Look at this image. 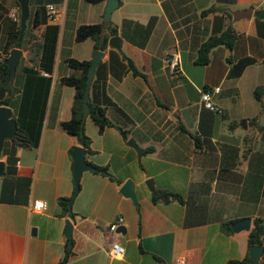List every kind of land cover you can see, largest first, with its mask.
I'll return each instance as SVG.
<instances>
[{
  "label": "crops",
  "instance_id": "0c3cea01",
  "mask_svg": "<svg viewBox=\"0 0 264 264\" xmlns=\"http://www.w3.org/2000/svg\"><path fill=\"white\" fill-rule=\"evenodd\" d=\"M46 1L59 9L58 21L47 23L60 27L53 82L39 146L16 150L15 178L31 177L30 193L20 192L16 203L0 202V264H57L65 255L71 218L59 216L58 199L73 193L72 148L79 143L61 127L72 117L75 96V88L61 79L82 74L67 58L91 61L96 50L93 39L76 40L77 28L109 24L106 0ZM36 7L30 4L25 43L41 41L46 28L34 25ZM211 7L221 10L204 15ZM15 8L20 9L18 0H0V61L12 50L7 52L6 40L12 24L8 13ZM249 8H264V0H121L111 22L123 51L108 46L102 61L115 50L132 59L144 76H110L114 105L107 117L114 126L99 133L87 120L94 151L87 159L109 175L83 174L72 207L77 216L71 219L74 245L68 264H226L249 255L250 231L226 234L222 228L244 218L252 219V228L255 219L264 221V101L254 95L264 84V23L259 27L254 16L235 18ZM229 25L239 34L234 49L219 46L208 65L195 64L200 45ZM31 42L20 49L16 77L25 67L37 66ZM172 53L181 59L178 78L166 61ZM244 59L253 62L237 76ZM214 87L221 89L213 100L223 114L210 112L201 101V93ZM119 128L128 131V138ZM130 138L142 149L140 156L128 144ZM0 159L6 162L7 156L2 153ZM130 179L139 207L121 193ZM148 179H154V191L177 193L181 200L153 202ZM35 201L45 208L33 210ZM119 215L125 218V235L106 229ZM113 242L125 248L122 259L109 257ZM259 262L264 264V255Z\"/></svg>",
  "mask_w": 264,
  "mask_h": 264
},
{
  "label": "trees",
  "instance_id": "16d2710c",
  "mask_svg": "<svg viewBox=\"0 0 264 264\" xmlns=\"http://www.w3.org/2000/svg\"><path fill=\"white\" fill-rule=\"evenodd\" d=\"M89 3H100L105 0H85ZM46 0H31L30 4L36 5V14L34 18V25L38 27L46 24L45 31L42 35L41 41H33L30 38L26 43H32L33 49L38 53L39 60L37 66H27L23 69L22 75H17L15 79V95L10 96L8 87L9 67L6 64V59L0 61V105L9 106L14 110V118L17 121L18 130L12 141H6L3 150V155L7 156L6 172L2 179L0 189V202L16 203L21 196L20 192L29 194L31 190L32 178H15L17 173L16 157L17 148L34 147L37 148L41 141V135L48 106L49 95L53 82V71L55 65L57 42L60 27L58 25H47L49 17L47 15ZM221 10L217 7H211L203 11V14H209ZM21 11V10H20ZM259 27L264 20L256 19ZM31 20L27 22V29L22 36L20 32V22H12L8 38L6 40V50L13 48L23 49L26 41V34L28 32ZM118 35V27L112 22L109 24H83L76 30V40L78 42L87 39H93L95 42V49L106 52L108 49V41L112 36ZM239 34L229 25L224 31L214 33L209 36L199 47L198 55L195 59L197 65H208L211 61V52L219 46H226L229 49H234ZM67 64L76 70L82 72L81 76H65L61 79V83L75 88V96L72 104V117L68 121L61 123V127L69 135L75 137L80 146L84 147L88 153H94L91 150L92 140L86 133V123L90 119L98 127L99 133L109 127L114 126L111 120L107 117V108L114 105L113 100L108 93V81L110 76L117 79L123 78L127 73L132 72L135 76H144L139 71L132 59L123 54L111 50L109 59L102 61L96 69L95 77L92 83L89 101V111L84 110V97L86 92V80L88 75L90 60H77L75 58H67ZM253 62L251 59H244L237 64V71L235 75L239 76L245 67ZM43 72L49 76L43 75ZM208 90V89H206ZM255 98L264 101V84L258 86L254 90ZM264 113V109H263ZM125 138H128V131L119 128ZM152 149L147 150L151 151ZM95 170V174H99L102 170H107L91 163ZM118 181V180H117ZM121 183L120 181H118ZM171 198L181 200V195L171 193L165 190H155L152 193L153 202H169ZM70 197H60L58 204L61 208L59 216L70 217L75 219L77 214L73 208L69 206ZM262 219L254 220V227L249 232V247L254 245H262L264 241V225ZM233 221L224 222L222 224L223 231L226 234H233ZM73 254V248L69 249L67 246L64 257L57 264H68ZM226 264H260V262L252 263L250 256L247 255L242 260H230Z\"/></svg>",
  "mask_w": 264,
  "mask_h": 264
},
{
  "label": "water",
  "instance_id": "95a60500",
  "mask_svg": "<svg viewBox=\"0 0 264 264\" xmlns=\"http://www.w3.org/2000/svg\"><path fill=\"white\" fill-rule=\"evenodd\" d=\"M21 10V20H20V32L19 35L22 36L27 29V22L30 18V3L31 0H18ZM121 0H106V11L104 14L105 23H110L112 19L113 12L120 6ZM264 20V8L254 11L253 8L244 9L240 12L235 13L236 19H250L252 17ZM108 46L110 48L116 49L119 52L123 51V39L119 35H115L109 38ZM22 56V51L18 48H14L10 52V56L6 59V64L9 67V80L8 87L10 90V96L15 95V78L17 74V66ZM105 56V52L101 50H95L93 52V57L91 64L89 66L87 80H86V92L84 97V110L89 111V101L92 83L95 77L96 69L102 62ZM245 123V121H243ZM243 124V123H242ZM18 125L14 118V110L9 106H0V156L3 153L6 141H12L17 133ZM128 144L138 151L139 156L142 153V149L136 143L135 139L130 138ZM87 150L80 146L75 145L72 148V159H73V180H74V190L69 200L70 208L73 207L75 198L77 197L81 185L80 179L84 172L94 171L95 167L87 159ZM6 172V162L0 159V183L2 177H4ZM102 175H109L106 170L100 172ZM147 187L154 191L155 181L154 179H148L146 182ZM121 193L126 197L130 198L138 207L139 202L135 190V183L133 180H128L121 187ZM264 224V221L262 222ZM232 228L235 232L250 231L252 228V219L244 218L232 224ZM73 223L71 219L66 220L65 233L67 235L68 248H73ZM36 229L32 230V234H36ZM127 229L124 225L120 226L117 230L118 234L125 235ZM264 255V245H254L250 247L249 256L252 263L259 262L260 258Z\"/></svg>",
  "mask_w": 264,
  "mask_h": 264
},
{
  "label": "built area",
  "instance_id": "2783aa9c",
  "mask_svg": "<svg viewBox=\"0 0 264 264\" xmlns=\"http://www.w3.org/2000/svg\"><path fill=\"white\" fill-rule=\"evenodd\" d=\"M47 15L49 20L52 22H56L59 19V9L55 4H48L46 6ZM9 18L14 23H19L21 20V11L19 8L11 9L8 13ZM180 56L178 53H172L167 57V64L169 65L173 77L178 78L180 74ZM45 76H49L48 73H44ZM220 87H214L208 90H205L201 93V101L204 104V107L210 112L223 114L222 108H220L217 104H215L213 100L214 94L220 93ZM45 208V203L41 201H35L33 205V210L41 211ZM125 224V218L122 215H119L113 222H111L107 227V231L109 233H117V230L120 226ZM126 250L123 246H121L118 242H113L109 249L108 255L111 259H122L125 256Z\"/></svg>",
  "mask_w": 264,
  "mask_h": 264
},
{
  "label": "rangeland",
  "instance_id": "374dc122",
  "mask_svg": "<svg viewBox=\"0 0 264 264\" xmlns=\"http://www.w3.org/2000/svg\"><path fill=\"white\" fill-rule=\"evenodd\" d=\"M85 173H88V172H85ZM83 174H82L81 179H80L81 189L83 188V182H84Z\"/></svg>",
  "mask_w": 264,
  "mask_h": 264
}]
</instances>
